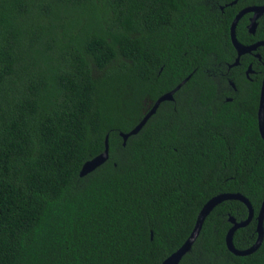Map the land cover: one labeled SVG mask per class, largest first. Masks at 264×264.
<instances>
[{"label": "trees", "instance_id": "1", "mask_svg": "<svg viewBox=\"0 0 264 264\" xmlns=\"http://www.w3.org/2000/svg\"><path fill=\"white\" fill-rule=\"evenodd\" d=\"M233 1L0 0V264H162L222 194L255 213L234 247L256 243L264 47L230 69V28L264 0ZM251 17L243 45L264 41ZM107 137L108 161L81 177ZM248 217L239 200L217 205L179 264H264V241L248 256L227 246L230 219Z\"/></svg>", "mask_w": 264, "mask_h": 264}, {"label": "water", "instance_id": "2", "mask_svg": "<svg viewBox=\"0 0 264 264\" xmlns=\"http://www.w3.org/2000/svg\"><path fill=\"white\" fill-rule=\"evenodd\" d=\"M237 2L238 0H234L230 5H235ZM247 14H252V17L250 18V24L248 25V31L249 33L255 35L257 27H258V20L264 15V4L262 6H254V7H248V8L243 9L242 11H240V13L235 17L234 21L232 22L231 28H230V36H231L232 44L237 51V58L235 62L229 66L230 69L240 65V59L242 56L247 55V54H253L260 47H264V41H259L252 45H243L242 43L238 41V38L236 35V29L239 24V21ZM256 57L260 58V55L257 54ZM253 73H254L253 67L252 65H250L246 71L247 78H250V75ZM189 79L190 77L182 81V83L179 84L173 91L161 96L156 101L151 111L144 117V119L130 133H127V134L122 133L121 136L124 139V144H126V141L128 140L130 136L136 135L142 130V128L147 123V121L152 117V115L156 113V111L158 110V108L163 102L174 101V95L176 94V92L179 91L183 87V85L187 83ZM231 85L234 87V89H236V86L233 82H231ZM228 101H232V99H228ZM258 125H259V131H260L261 137L264 140V77H263L262 86H261L260 102H259V109H258ZM108 159H109V138L107 137L105 141L104 152L100 154L99 156L95 157L94 159H92L91 161H88L87 163H85L81 170L80 176L84 177L94 172L96 169H98L100 166L106 163ZM228 200H239L243 202L249 209V217L246 221L238 223L233 218L230 219L233 224V227L228 232V235L226 238L228 248L233 254L237 256H248V255L255 253L262 246V243L264 241V200H263V203L260 209V213L257 217L258 239L256 243L249 249L237 250L233 244L234 234L238 229L247 226L253 220L255 213H254V210L252 208L250 201L246 199L244 196L240 194H222V195H218L214 197L213 199H211L203 207L202 211L200 212L198 216L195 228L191 236L189 237V239L185 242V244L177 252H175L172 256H170L162 264H179L182 258L191 250L193 244L198 239L207 216L212 212V210L217 205L223 203L224 201H228Z\"/></svg>", "mask_w": 264, "mask_h": 264}, {"label": "flooded vegetation", "instance_id": "3", "mask_svg": "<svg viewBox=\"0 0 264 264\" xmlns=\"http://www.w3.org/2000/svg\"><path fill=\"white\" fill-rule=\"evenodd\" d=\"M222 8H223V7H221V10H222ZM254 53H255V54H254V57L257 58L256 55H257L258 53H256V52H254ZM257 59L261 60V57H260V58H257ZM249 66H250V65H249ZM246 71H247V70H246ZM253 74H255V71H254ZM253 74H252V75H253ZM232 87H233V86H232ZM233 88H234V87H233ZM229 99H231V98H229Z\"/></svg>", "mask_w": 264, "mask_h": 264}]
</instances>
